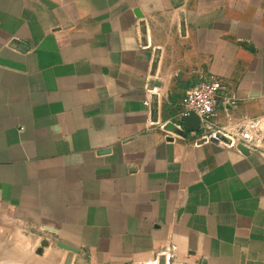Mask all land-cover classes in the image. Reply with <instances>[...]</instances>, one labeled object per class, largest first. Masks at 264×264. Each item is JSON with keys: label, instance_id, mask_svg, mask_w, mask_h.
I'll return each instance as SVG.
<instances>
[{"label": "crops", "instance_id": "1", "mask_svg": "<svg viewBox=\"0 0 264 264\" xmlns=\"http://www.w3.org/2000/svg\"><path fill=\"white\" fill-rule=\"evenodd\" d=\"M208 76L264 120V0H0V264H264V139L165 127Z\"/></svg>", "mask_w": 264, "mask_h": 264}, {"label": "built area", "instance_id": "2", "mask_svg": "<svg viewBox=\"0 0 264 264\" xmlns=\"http://www.w3.org/2000/svg\"><path fill=\"white\" fill-rule=\"evenodd\" d=\"M221 88L219 80L213 76L187 87L183 92L180 111L170 122L180 130L181 121L192 112L199 119V130L189 134L194 137L197 145L218 140V137L222 136L229 147L242 145L249 151L258 149L264 139V120L252 118L230 130L219 128L212 123L217 103L216 95ZM144 105L148 106V102L145 101Z\"/></svg>", "mask_w": 264, "mask_h": 264}, {"label": "water", "instance_id": "3", "mask_svg": "<svg viewBox=\"0 0 264 264\" xmlns=\"http://www.w3.org/2000/svg\"><path fill=\"white\" fill-rule=\"evenodd\" d=\"M136 14H137V12H136ZM14 43H17V42H14ZM159 85L160 84L158 82H150L149 83L150 87L159 86ZM152 107H154V106H152ZM152 109H155V108H152ZM153 112H154V110H153ZM180 126H181V129L179 130L170 121H168L165 125L167 130L174 131L176 135L183 137V135H185V134H189L191 132H198V130H199V119L194 113L189 112L188 115L181 121ZM218 140H222V141L226 142L225 138L222 136H219ZM213 141H217V140H213ZM236 148H237V150H239L243 154L248 153V150L242 145H237ZM57 245L60 248L65 249L68 252H70V254L76 252V250L70 246H67V245H64L61 243H59ZM70 254L66 257L63 264H70Z\"/></svg>", "mask_w": 264, "mask_h": 264}, {"label": "rangeland", "instance_id": "4", "mask_svg": "<svg viewBox=\"0 0 264 264\" xmlns=\"http://www.w3.org/2000/svg\"><path fill=\"white\" fill-rule=\"evenodd\" d=\"M163 261V260H162ZM155 264H158L157 262Z\"/></svg>", "mask_w": 264, "mask_h": 264}]
</instances>
